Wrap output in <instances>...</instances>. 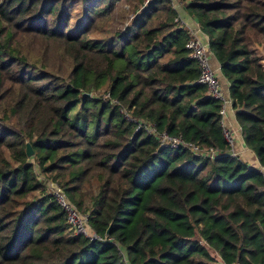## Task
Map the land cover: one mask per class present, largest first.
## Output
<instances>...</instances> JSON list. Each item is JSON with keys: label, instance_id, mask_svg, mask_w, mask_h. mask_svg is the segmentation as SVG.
I'll return each mask as SVG.
<instances>
[{"label": "trees", "instance_id": "1", "mask_svg": "<svg viewBox=\"0 0 264 264\" xmlns=\"http://www.w3.org/2000/svg\"><path fill=\"white\" fill-rule=\"evenodd\" d=\"M79 1L83 20L74 22V0H0V264H264V172L228 152L221 102L198 82L180 10L127 0L132 17L109 35L119 0ZM182 9L209 36L244 140L264 166V0H188ZM122 106L222 152L212 160L162 147ZM51 181L89 209L99 238L69 229L45 194Z\"/></svg>", "mask_w": 264, "mask_h": 264}, {"label": "built area", "instance_id": "2", "mask_svg": "<svg viewBox=\"0 0 264 264\" xmlns=\"http://www.w3.org/2000/svg\"><path fill=\"white\" fill-rule=\"evenodd\" d=\"M173 6L180 10L183 7L182 0H171ZM195 24L190 23L179 13L175 18V22L188 29L190 38L188 39L187 48L190 55L196 60L199 67L198 82L207 87V94L221 102L220 123L223 128V135L228 143V152L234 156H242L252 167L264 172V166L257 164L251 156V149L244 140L242 128L239 125L237 128L232 127L228 123L229 108H233V99L223 88L222 81L217 73V70L212 65V57L214 53L210 48L209 36L203 31L196 19ZM106 98L110 97L107 92ZM116 102L117 100H113ZM121 112L124 117L135 124L136 131H144L146 134L157 138L162 147L171 149H185L196 156L209 158L214 160L221 154V149L217 146H203L199 143L189 141L181 134L172 135L168 131L159 130L156 122L144 118L136 117L126 107H121ZM253 155V154H252ZM51 191L56 202L61 206L66 213L69 229L77 235H84L90 239L99 238V235L90 228V213H83L70 201L64 189L56 182H51ZM236 264V263H233Z\"/></svg>", "mask_w": 264, "mask_h": 264}, {"label": "rangeland", "instance_id": "3", "mask_svg": "<svg viewBox=\"0 0 264 264\" xmlns=\"http://www.w3.org/2000/svg\"><path fill=\"white\" fill-rule=\"evenodd\" d=\"M74 6H73V21L78 22L80 20H83V15L81 14V5L82 3L79 0H74ZM186 1L188 0H182L183 4H186ZM130 7V3L127 0H119L116 3V7L114 8V10L110 13V17H109V21L107 22V25L105 27L107 34H111L116 30H123L125 28V26L128 24L130 18L132 17V12L129 9ZM182 8V7H181ZM180 8V9H181ZM193 17V16H192ZM105 32V33H106ZM96 35L98 36H104L105 34L101 33V32H97ZM258 46V44H257ZM258 53H261L262 48L257 47ZM213 65V64H212ZM99 96L104 97L107 94V91L105 89H102L101 92L97 93ZM38 174H40V171L38 169ZM41 179H45L43 175L40 176ZM45 181V180H43ZM53 182V181H51ZM51 182L46 183V191L45 194H49L50 190L48 188H51ZM87 185V184H85ZM84 185V186H85ZM93 187H98L97 182L93 183ZM86 204L88 205V200L86 202ZM85 204V205H86ZM83 213H90L89 209L88 210H84L81 211ZM217 256V254H216Z\"/></svg>", "mask_w": 264, "mask_h": 264}, {"label": "crops", "instance_id": "4", "mask_svg": "<svg viewBox=\"0 0 264 264\" xmlns=\"http://www.w3.org/2000/svg\"><path fill=\"white\" fill-rule=\"evenodd\" d=\"M183 8V7H182ZM180 9V13L182 14V17L185 18L186 20H188L190 23L195 24V18L190 16L188 13H186V11H184L183 9ZM212 64L214 66V68L217 70V73L222 81V85L224 90L226 91L227 94H229V83L228 81L223 77L222 78V73L220 70V64L217 61L216 58L212 57ZM229 116H228V123L234 127L237 128L239 126L238 121H237V117H236V110H233L232 108H229ZM251 156L249 157H255L254 155L250 154Z\"/></svg>", "mask_w": 264, "mask_h": 264}, {"label": "water", "instance_id": "5", "mask_svg": "<svg viewBox=\"0 0 264 264\" xmlns=\"http://www.w3.org/2000/svg\"><path fill=\"white\" fill-rule=\"evenodd\" d=\"M87 95H91V94L87 93ZM27 154H28V156H32L34 154V149L31 145V143H27ZM110 230H111V226L108 228L107 234L110 233Z\"/></svg>", "mask_w": 264, "mask_h": 264}]
</instances>
